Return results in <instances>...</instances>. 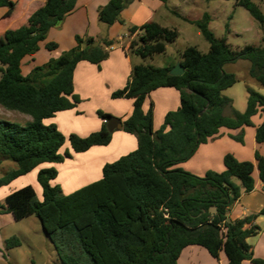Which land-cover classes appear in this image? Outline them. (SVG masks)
Instances as JSON below:
<instances>
[{
  "label": "trees",
  "instance_id": "obj_1",
  "mask_svg": "<svg viewBox=\"0 0 264 264\" xmlns=\"http://www.w3.org/2000/svg\"><path fill=\"white\" fill-rule=\"evenodd\" d=\"M76 3L46 0L27 25L7 30L0 38V106L32 117L25 126L0 120V165L8 160L16 165L0 177V187L42 164L71 158L70 151L60 152L67 140L74 152L82 153L109 145L114 132L122 130L137 138L138 148L107 163L102 179L68 195L60 185L52 184L58 170L42 168L37 180L43 199L39 200L35 188L28 185L7 196L6 211L16 221L38 217L63 264H178L182 251L191 245L204 247L216 259L224 252L229 264L245 260L264 264V258H256L248 242L261 232L256 224L258 214L228 218L242 194L254 190L256 170L264 182V157L257 151L255 164L227 154L222 172L208 171L204 176L178 167L222 129L243 130L253 125V117L259 112L264 117V95L252 87L247 88L248 104L243 113L224 95L239 81L225 65L238 61H248L250 79L264 87V47L234 50L226 38L215 37L205 14L196 24L210 44L208 53L196 47L183 51L180 63L185 72L181 76L171 75L169 66L134 65L127 85L112 94L115 99L134 100L131 116L122 120L98 111L103 120L99 131L67 138L55 124L46 125L44 120L78 106L81 98L74 93L77 65L88 61L101 67L113 42L104 40L95 46L94 38L77 37L75 48L34 68L27 76L22 72V61L39 50L50 29L71 14ZM238 3L264 25V12L254 0ZM15 6L12 0H0V8L13 10ZM125 6V0H110L99 11L100 22L109 26L121 22ZM138 32L128 53L144 60L165 54L179 37L177 29L156 21L130 29L131 34ZM57 47L47 44L50 51ZM165 87L180 92L181 105L168 112L162 127L155 131L154 103L147 112L143 107L153 91ZM232 137L244 142L242 133ZM256 141L264 142V122L256 129ZM19 244L15 237L6 241L7 248Z\"/></svg>",
  "mask_w": 264,
  "mask_h": 264
},
{
  "label": "crops",
  "instance_id": "obj_2",
  "mask_svg": "<svg viewBox=\"0 0 264 264\" xmlns=\"http://www.w3.org/2000/svg\"><path fill=\"white\" fill-rule=\"evenodd\" d=\"M12 1L16 4L13 10L7 7L0 8V38L7 30L27 25L30 16L46 3V0ZM109 1L77 0L75 10L60 24L50 29L46 40L40 43L39 50L34 55L26 56L22 61V72L27 76L34 68L45 65L51 59L58 58L63 52L75 48L77 37L94 38L97 44L104 40L113 42V45L108 49V58L101 63V67L88 61H82L77 65L74 72V93L81 98L78 106L58 112L54 117L44 120L46 125L55 124L67 138L71 134L87 137L91 133L99 131L103 120L98 116V111L126 120L131 116L134 109L133 99H115L112 97L115 91L123 89L127 85L131 79L134 65L140 64L136 56L128 53L131 42L139 32L131 34L128 30L132 26L140 27L149 21H155L158 9L162 4L157 0H147L146 2L141 0V8H138L130 6L135 0L130 3L126 2V6L120 15L121 22L109 26L99 20L100 9ZM49 43L57 44V49L48 50L47 44ZM175 64L166 63L163 66L174 67ZM243 80L246 81V84L253 82L247 80L246 76ZM246 91L245 102L239 107L236 106L234 95H228L233 101L234 109L241 113L247 109L248 90L246 89ZM151 103H154V130L157 131L164 124L167 113L176 111L180 107V92L173 87L157 89L146 99L144 111L149 110ZM230 113L231 111L228 109L226 114L229 115ZM24 117L27 119L26 124L32 121L31 116L26 115ZM263 122L264 117L259 112L253 117L252 126L245 127L243 130L222 129L218 136L202 144L190 160L178 167L199 176H204L208 171L222 172L224 170V157L227 154L235 155L240 161H253L257 164L256 152L258 151L264 157V142L258 144L256 141V129ZM241 133L243 134V143L232 137ZM137 148V138L122 130L114 132L109 145L94 146L82 153L74 152L69 140H67L60 152L70 151L72 153L71 158H67L61 163L42 164L29 174L15 179L9 185L0 187L1 223L4 222L2 221L3 216L9 217L8 223L16 221L12 214L6 211V198L12 192L32 185L36 190L38 199H43L42 187L37 180L40 169L55 167L58 170V177L52 181L53 185H60L58 180H88L84 182L83 186L81 185L75 190L71 189L70 193H66L68 195L102 179L103 167L107 163H113ZM0 166L3 167V164ZM255 179L254 190L242 194L240 199L231 207L228 218L237 220L251 214H258L256 224L261 227V232L257 236L249 238L248 242L253 246L254 256L264 258V214H260L264 208V182L261 181L258 170L255 172ZM72 185H74V181L71 184L67 182L66 186L70 188ZM3 226L4 224L2 228ZM178 264H229V260L224 252H221L219 259H216L204 247L191 245L182 251ZM242 264L253 263L245 260Z\"/></svg>",
  "mask_w": 264,
  "mask_h": 264
},
{
  "label": "rangeland",
  "instance_id": "obj_3",
  "mask_svg": "<svg viewBox=\"0 0 264 264\" xmlns=\"http://www.w3.org/2000/svg\"><path fill=\"white\" fill-rule=\"evenodd\" d=\"M143 1L146 2L147 0ZM157 1L161 2L162 5L158 9L155 21L164 27L177 29L179 37L175 42L169 44L165 54H159L145 60L136 56L140 63L155 67H163L166 63L177 64L181 59V54L188 47H196L202 53H208L210 44L196 24L197 21L202 20L205 14H208L210 18L209 29L215 37L226 38L227 43L234 50H240L246 46L264 47V25L256 21L245 7L239 5V0ZM254 2L264 12V1L254 0ZM141 4V0H135L130 6L141 8ZM249 69L250 63L248 61H238L225 65V70L234 73L239 79L237 84L224 93L226 96L234 95L237 107L245 102L246 89L249 86L264 95V87L250 79ZM245 76L247 80L253 82L246 84V81L243 80ZM24 116L26 115L8 111L0 106V120L25 126L27 119ZM2 164L0 177L16 167L15 163L9 160ZM72 181H74V185L68 188L67 182L71 184ZM85 181L88 180H58L57 182L62 187L63 193L66 194L71 189L75 190L77 187L83 186ZM8 218L3 216V228L0 220V264H63L55 244L45 234L38 217L32 216L13 223H8ZM14 237L20 241V244L7 248L6 241ZM4 238L7 240H3ZM56 243L59 245L58 241Z\"/></svg>",
  "mask_w": 264,
  "mask_h": 264
},
{
  "label": "water",
  "instance_id": "obj_4",
  "mask_svg": "<svg viewBox=\"0 0 264 264\" xmlns=\"http://www.w3.org/2000/svg\"><path fill=\"white\" fill-rule=\"evenodd\" d=\"M127 3L132 2V0H126ZM98 44L95 43V46H97ZM185 72V69L183 68V66L181 65V63H177L174 67H172V69L170 70L171 75L174 76H181L183 75Z\"/></svg>",
  "mask_w": 264,
  "mask_h": 264
}]
</instances>
